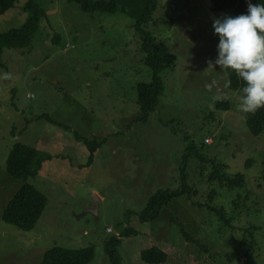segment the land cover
Listing matches in <instances>:
<instances>
[{
	"label": "rangeland",
	"instance_id": "374dc122",
	"mask_svg": "<svg viewBox=\"0 0 264 264\" xmlns=\"http://www.w3.org/2000/svg\"><path fill=\"white\" fill-rule=\"evenodd\" d=\"M27 2L17 0L0 16V33L25 23ZM157 2L145 30L176 60L159 73L164 91L145 121L138 120L137 84L151 82L153 72L136 22L124 13H86L68 0H40L47 17L31 46L0 54V264H40L54 246L93 247L89 264H111L104 241L127 225L138 234L121 239V264H149L141 252L153 245L168 253L164 264H264V131L250 133L239 110L241 94L228 88L225 69L215 65L212 21L235 12L211 10L209 0ZM217 99H227L230 109L216 110ZM206 138L213 144L202 152L247 181L244 190L212 186L214 205L236 218L231 226L183 198L156 222L140 223L136 213L151 195L179 187L178 166L188 145ZM102 140L89 165L87 142ZM17 142L51 156L27 179L47 197L28 231L2 220L7 202L25 182L6 171ZM191 171L195 200L206 202L210 190L198 170ZM238 194L247 204L231 212ZM171 214L215 257L168 225ZM250 227L256 246L247 255L251 239L243 241ZM232 254L238 260L230 263Z\"/></svg>",
	"mask_w": 264,
	"mask_h": 264
},
{
	"label": "trees",
	"instance_id": "16d2710c",
	"mask_svg": "<svg viewBox=\"0 0 264 264\" xmlns=\"http://www.w3.org/2000/svg\"><path fill=\"white\" fill-rule=\"evenodd\" d=\"M76 3L80 9L86 13H124L135 20V29L143 37V52L145 53V62L153 72V80L151 82H141L137 84V103L140 115L138 120L145 121L151 113H153L159 105V98L164 91V84L159 73L166 68L175 64L176 56L170 51L165 43L157 41V39L145 30V26L150 23L153 14L158 7L157 0H68ZM17 0H0V16L6 11L13 8ZM253 4H264V0H251ZM248 0H209L210 9L214 11H222L233 9L235 15L246 13ZM24 10L30 15L23 25L18 28H12L6 32L0 33V54L3 50L29 48L35 34L39 29L42 19L46 18V12L40 4V0H28ZM227 75V86L230 90L241 93L243 82L237 78L236 74L225 69ZM216 110H229L231 103L227 99H217L214 103ZM246 125L250 133L258 136L264 131V107L257 109L255 112L245 113ZM188 138V137H186ZM208 138H206L207 140ZM210 140V139H209ZM87 142V141H86ZM103 143L102 141H89L87 145L90 149L88 164L93 160L94 151ZM212 143L201 141L200 143L192 141L185 152L182 154L181 162L178 166L179 171V187L176 189H159L150 196L145 208L136 213L139 222L142 224L148 222H156L164 214L168 212L175 199L183 198L182 201H189L192 206L198 208H207L213 215L223 222L224 226H231L235 217H228L227 211L223 206L214 205V197L216 190L212 186L218 185L229 190H244L247 181L242 173L229 174L227 165L219 162L215 158L209 159V156L202 152L204 146L212 145ZM50 155L39 153L34 147L17 142L9 152L6 171L14 178L24 179L25 182L9 199L2 212V220L6 223L13 224L17 228L28 231L35 227L38 220L42 216L46 205L47 197L40 192L34 185L27 182L30 177H35L41 170L45 160L50 159ZM249 161V160H248ZM250 163V162H249ZM195 164V165H192ZM88 165V166H89ZM197 169L200 182H204L206 188H209L208 199L206 202H196L195 197L198 194L196 182L189 180L191 170ZM241 201V194L233 200V209L231 212H241L240 208H244L247 199ZM175 205V204H174ZM173 205V206H174ZM161 220V219H160ZM171 222L168 225L175 227L174 230L186 241L197 243L203 248L211 258L215 257L211 250L205 244L196 241L187 231L185 225L171 214ZM167 225V226H168ZM178 227V229H176ZM255 227L246 228L245 239L250 238V249L247 251L249 255L256 246L255 238L252 231ZM138 231L129 225L123 226L118 236L112 237L104 241L105 253L109 257L111 264H121L122 258L119 253V247L123 237L136 236ZM250 236V237H248ZM252 237V238H251ZM95 257L93 247H84L79 249H70L60 246H54L48 249L42 258L40 264H89ZM141 258L149 264H164L167 262L169 255L159 246L153 245L141 252ZM247 259V258H246ZM238 260L237 256L229 255L230 263Z\"/></svg>",
	"mask_w": 264,
	"mask_h": 264
},
{
	"label": "clouds",
	"instance_id": "9594fccd",
	"mask_svg": "<svg viewBox=\"0 0 264 264\" xmlns=\"http://www.w3.org/2000/svg\"><path fill=\"white\" fill-rule=\"evenodd\" d=\"M212 28L218 37L215 65L243 82L239 110L264 107V4L248 0L246 13L214 19Z\"/></svg>",
	"mask_w": 264,
	"mask_h": 264
},
{
	"label": "built area",
	"instance_id": "2783aa9c",
	"mask_svg": "<svg viewBox=\"0 0 264 264\" xmlns=\"http://www.w3.org/2000/svg\"><path fill=\"white\" fill-rule=\"evenodd\" d=\"M206 141L210 143V140L209 139H207ZM108 231H110V229Z\"/></svg>",
	"mask_w": 264,
	"mask_h": 264
},
{
	"label": "water",
	"instance_id": "95a60500",
	"mask_svg": "<svg viewBox=\"0 0 264 264\" xmlns=\"http://www.w3.org/2000/svg\"><path fill=\"white\" fill-rule=\"evenodd\" d=\"M97 197V196H96Z\"/></svg>",
	"mask_w": 264,
	"mask_h": 264
}]
</instances>
